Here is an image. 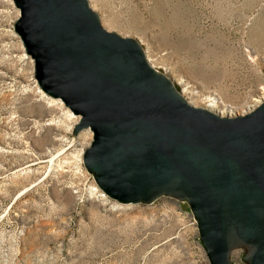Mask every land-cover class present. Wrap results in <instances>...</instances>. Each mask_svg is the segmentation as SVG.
I'll return each instance as SVG.
<instances>
[{"label": "rangeland", "instance_id": "1", "mask_svg": "<svg viewBox=\"0 0 264 264\" xmlns=\"http://www.w3.org/2000/svg\"><path fill=\"white\" fill-rule=\"evenodd\" d=\"M10 2L0 0V264H209L186 202L119 204L97 188L82 164L92 135H73L74 119L37 91ZM87 2L192 106L235 116L264 102V0Z\"/></svg>", "mask_w": 264, "mask_h": 264}, {"label": "water", "instance_id": "2", "mask_svg": "<svg viewBox=\"0 0 264 264\" xmlns=\"http://www.w3.org/2000/svg\"><path fill=\"white\" fill-rule=\"evenodd\" d=\"M13 29L48 98L88 130L84 169L108 199L186 202L209 264H264V102L220 116L192 106L87 0H11Z\"/></svg>", "mask_w": 264, "mask_h": 264}, {"label": "bare ground", "instance_id": "3", "mask_svg": "<svg viewBox=\"0 0 264 264\" xmlns=\"http://www.w3.org/2000/svg\"><path fill=\"white\" fill-rule=\"evenodd\" d=\"M10 1V0H9ZM11 3V2H10ZM23 56H24V58H26V59H28L29 61H31L26 55H24L23 54ZM37 91L42 95V96H45V95H43L42 94V92L37 88ZM46 97V96H45ZM48 98V97H47ZM48 99H50L52 102H54V103H56L60 108H63L65 111H66V113L68 114V116H70V118H72V119H74V122H76L77 121V118L76 117H74L64 106H63V104L59 101V100H57V99H51V98H48ZM215 103V102H214ZM214 103H212L211 105H209L208 106V109L209 110H211V111H213L212 110V108L215 106L214 105ZM251 109H248V111H250ZM244 113H247L246 111L244 112ZM86 132H88L89 134H90V131H88V130H86Z\"/></svg>", "mask_w": 264, "mask_h": 264}]
</instances>
